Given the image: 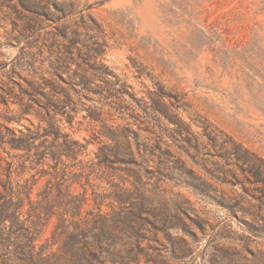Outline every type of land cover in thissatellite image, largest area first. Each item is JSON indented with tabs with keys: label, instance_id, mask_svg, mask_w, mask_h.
<instances>
[{
	"label": "rangeland",
	"instance_id": "374dc122",
	"mask_svg": "<svg viewBox=\"0 0 264 264\" xmlns=\"http://www.w3.org/2000/svg\"><path fill=\"white\" fill-rule=\"evenodd\" d=\"M26 2L0 0V175L85 186L89 239L137 264H264V186L224 159L264 161V0Z\"/></svg>",
	"mask_w": 264,
	"mask_h": 264
},
{
	"label": "trees",
	"instance_id": "16d2710c",
	"mask_svg": "<svg viewBox=\"0 0 264 264\" xmlns=\"http://www.w3.org/2000/svg\"><path fill=\"white\" fill-rule=\"evenodd\" d=\"M17 1L22 8L30 10L26 0ZM52 5L58 11L64 10L58 2ZM167 119L176 123L172 118ZM27 131L30 132L27 139L12 137L15 143L11 148L16 151L34 148L35 155L41 156L39 144L32 140L34 133ZM20 134L26 137L22 131ZM51 147H59V152L51 154L55 159L63 152L72 156L70 147L63 148L60 144H51ZM224 159L241 164L246 177L264 186V161L252 152L234 147L225 151ZM19 167L23 169L24 165ZM14 168L10 163L7 171L0 175V264H137L136 256L126 260L118 252L103 250L104 246L115 244V229L103 226L94 233L92 240L89 239L88 220L81 212L89 199L85 186H80L81 192L74 197L68 194L70 186H48L46 194L42 195L36 186H25V180ZM52 177L57 176L53 173ZM190 183L192 186H207L205 182L199 185L198 178H193ZM53 217L57 219L49 229ZM93 243L101 250H92Z\"/></svg>",
	"mask_w": 264,
	"mask_h": 264
}]
</instances>
